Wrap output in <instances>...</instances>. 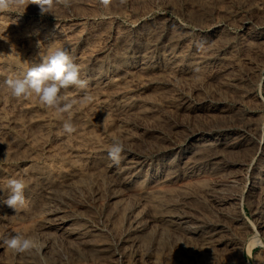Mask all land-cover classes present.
I'll return each instance as SVG.
<instances>
[{"label":"rangeland","instance_id":"rangeland-1","mask_svg":"<svg viewBox=\"0 0 264 264\" xmlns=\"http://www.w3.org/2000/svg\"><path fill=\"white\" fill-rule=\"evenodd\" d=\"M145 29L165 30V39L180 37L178 49L182 48L181 54L184 56L189 50L196 52V60L189 61L184 56V61L182 60L184 65L182 64L181 67L155 72L141 70L128 61L125 65L120 64L117 59L127 51L128 47H146V43L141 39V32ZM69 42L74 44L70 48L71 55L73 62L79 67L85 64L92 67L94 59L110 62L116 66L114 77L119 81L113 85L98 87L97 92H89L88 96L91 100L77 101L73 112L81 118L72 122L76 131L66 134L68 138L64 142L57 140L59 134H64L63 123L60 126L44 129L16 128L9 132L10 135H0L1 180L7 182L13 179L12 174L15 172L18 179L24 169L31 165L42 172H49L51 179L68 175L72 170H79L85 174L89 171L91 174L96 168L101 169L105 162H111L107 150L115 140H119L125 145L122 158L136 159L135 161L141 164L146 161L143 164L145 169L148 166H157V169L165 172L163 177L166 176L169 180V186L167 184L162 186L165 191L161 189L162 187L160 189L158 187L160 193L164 194L159 198L163 204L158 199L151 200L152 198L148 197L153 190H158L156 186L150 187L149 184L142 182L143 185L145 184L143 187L142 184L137 183L134 188L139 184L141 186L136 188L137 191L139 190L138 193L134 188L127 191L130 195L126 192L132 200L131 208L133 207L136 214L140 213L144 220L146 219L145 222L151 217H160L168 212L172 215L176 213L177 215L173 216L183 220L179 225H165L163 229L157 225L150 226L152 229L148 227L142 236L144 242L141 243L140 248L142 254L139 255L143 256H139L140 258L136 260L129 259L126 261L129 262L127 264H134L135 261V264L142 262L145 264L146 259L152 256L159 258L163 264H192L191 260V262L187 259L185 261V257L187 258L196 244L198 246L200 243H209L208 245L213 246L215 243L216 246L219 241L227 247L221 253L211 250L213 256L217 255L213 259L216 260L212 262L213 264H232L234 259L233 264L257 262L264 264L261 261H264L263 248L255 247L251 255L245 251V244L251 241L255 231L259 230L264 234L257 216L258 211L264 210V149L259 148V145L264 147V85L258 82L259 70L264 67V0H126L123 4L120 0H112L108 8H104L99 0H71L70 6L57 4L53 9V15L44 17L39 15L37 6L26 2L23 5L14 3L7 11L0 12V61L3 60L2 62L8 60L7 62H16L24 67L39 65L42 63L41 57L47 51L51 53L68 45ZM123 66L127 67L123 68ZM10 76L14 78L15 75L9 73L8 77ZM232 78L236 80L234 86L231 83L227 84ZM0 83L3 89L0 88V92H3V96L0 93L2 107H0V115L9 120L17 118L21 122H26L29 117L22 111L23 107L33 106L37 115L54 113L60 121L64 122L68 119L67 114L49 109L35 96L15 99L6 88V84ZM220 99L222 103H219ZM203 100L206 101L204 107L194 109ZM124 101L144 107V113L117 112L115 109L117 104ZM90 109L92 112L99 110L100 119L93 121L85 130L83 124L91 117ZM254 125L258 127L257 134L250 130ZM123 128L129 129L125 140L118 137ZM198 131L202 132L200 136L206 135L207 132H219L226 144L216 148L217 151L213 148H203L206 150L202 152L201 149L199 152L202 153L203 158L205 157L204 159L210 160L217 156L213 161L214 164L211 167L213 162L203 165L205 169H201L197 178L195 176L192 179L182 180L177 177L184 162L180 161L182 155L196 143L198 136L194 133ZM242 141L248 144L245 145ZM75 153L77 156L72 159ZM214 166L217 167L214 169ZM170 169L171 173L176 169L177 172L166 174ZM75 199L73 202L66 200L64 202L73 209L76 207L88 229L95 231V235L91 243L86 245L85 250L83 249L82 255L78 256L74 246L64 247L67 250L63 248L60 253L68 251L67 253H73L75 258L78 256L75 259L76 264H93V261L87 257L89 254L98 260V264H118L117 257L112 256V259L110 255L117 250L115 242L117 243L123 235L107 234V227L100 222L101 211L94 204L80 202V198ZM165 200L171 201L166 204ZM157 203L161 206L155 210L154 205ZM57 204L62 206L61 208L67 207L60 202ZM35 207L36 205L23 209L21 217L16 215V219L14 218L10 224H1L0 232L10 231L12 235L21 232L20 234L25 233L24 235L30 237L46 232V235L53 237L50 238L54 239L55 246H60L59 234L54 230L47 232L40 227L35 217L40 211V206ZM86 217L88 218L85 219ZM120 217L119 222L122 220ZM37 229L39 231L41 229V233ZM192 229H199L200 233L194 236L190 233ZM202 231H206V234ZM200 234L204 236L201 238ZM102 241L109 246V249L107 248L109 252L92 249L102 244ZM201 263L205 262L195 264Z\"/></svg>","mask_w":264,"mask_h":264},{"label":"bare ground","instance_id":"bare-ground-1","mask_svg":"<svg viewBox=\"0 0 264 264\" xmlns=\"http://www.w3.org/2000/svg\"><path fill=\"white\" fill-rule=\"evenodd\" d=\"M164 32H165V30H158V31H156V30L155 31H152L151 29H145V30H143L141 32V39H142V41H144L146 43V47L145 48H143V47L142 48H140V47H138V48L128 47L127 48V51L124 52L123 55L119 56L118 59H117V61L120 62V64L123 63L124 65L126 64L125 62H127V61L128 62H132L133 66L135 65V67H137V68H139L141 70L144 69V70H146L148 72L149 71L150 72H155V71H159V70L162 71V69H163V71H166V70H168V68H171V67H173V68L176 67V69L178 67H181L182 64L184 63V62L182 63V60L184 59V56L189 61H195L196 60V56H197L196 52L194 53V52H191L189 50V51L185 52V55L184 56H183V54H181L182 53L181 52L182 51V48L178 49V47H179V38L180 37L177 38L176 36H174L173 38L168 39V37H167V39H165L166 33H164ZM73 45H74L73 43H70L69 42L68 45H64V47H62V48L63 49H67L69 51V53L71 54V51L72 50H70V48ZM48 54H50V53H48V51H47V53L45 55H43L42 57L47 56ZM2 61L3 60L0 61V70H2L0 72V82H2L4 84H5V81L12 76L11 75L10 77H8V74L9 73H11V74L13 73L15 75L14 78L15 77H18V76H23L28 71V69L30 67L35 66V65L32 64V65H29V66H25L24 67L22 65L20 66L16 62H7L8 60L6 62H2ZM115 67L116 66L115 65H112L110 62H106V61L98 60V59H94V62L92 64V67H91V65H86V64L84 66H82V67H79L80 68V78L83 79V80L88 81V86L85 89H79V88L71 87V88H69L67 90L66 95H68L69 100L70 101L71 100H75L76 101V103L74 104L71 112L70 113H64V114H67L68 119L71 120V122H73V121H75V122L76 121H79L80 118H81V117L75 115L74 112H73L78 100L85 101L84 100V97L85 96H88V94H90L89 92H95L98 87L99 88H102V87H105V86L113 85V84H115V82L117 83L119 81L118 79H116L114 77V75H115V73L117 71L115 69ZM126 67L127 66H123V68H126ZM172 70H174V69H172ZM187 71H188V69H187ZM157 73H159V72H157ZM234 82H236V80H233V78H232V79H230L228 81L227 84L231 83L234 86V84H233ZM258 82L261 85H264V67L261 68V70H259V73H258ZM0 85H1V83H0ZM4 91H5V89H4ZM0 93H2V96H3V92H0ZM4 96H5V94H4ZM208 100H210V99H208ZM205 103H206V101L203 100V102H200L199 105L197 107H195L194 109H199L202 106L204 107V104ZM219 103H222V100L221 99L219 100ZM214 108H217V107H214ZM115 109L119 113H129L131 111H134V112H136L138 114L139 112H143L144 107L135 105V104H133V102L124 101V102H121V103L117 104V107ZM186 109L189 110L190 108H186ZM208 109H210V108H208ZM22 111L25 112L28 115V117H29L28 120H26V122H21L20 120H17L16 116H14V118H16V120L15 119L13 120L12 118H11V120H9L7 117H4V116L0 115V135H3V134L4 135H8L11 130L12 131L13 130H16V128H18V129L19 128L20 129H30V128L38 127V128H43L44 129V128H49V127H54V126H60V124L64 123L63 120L60 121L59 117L56 114H54V113H47L46 115H44V114L42 115V113H41L40 115H42V116H40L39 114L38 115L35 114L36 113V110H35L34 106L33 107H23V110ZM91 112H92V110H91ZM99 119H100L99 110H93V112L91 113V117L89 118V120L86 121L83 124V128L86 130L87 128H89L88 126H90L93 121H97ZM12 120H13V122H12ZM83 128H81V129H83ZM126 128H128V127H126ZM128 130H126V129L120 130L118 137H120L121 139L125 140V137L129 133ZM220 130H221V128H220ZM250 130H253L255 134L258 133V127L256 125L251 126L250 127ZM201 133L202 132H199V131L196 132V133H194V135L198 136V139L195 141L196 143L193 145V147L190 148L189 151H186L185 150L186 152L185 153L183 152L184 154L182 155L183 157L181 158V161L180 162H182V161H184V162L180 166L181 167V170L178 173L179 175H177V177L179 176L182 180L192 179V178H195V176L197 178V175L200 173L201 169L203 168V165H206L208 162L210 163V162L215 161L214 159H216L217 156H215V158H214V157H212L210 155L212 157L210 160L204 159L205 157L203 158V156L201 155L202 153L200 154V152H199L201 149H202V152L205 151L207 148H213V149H215V151H217L216 148H219V146H222L223 144H226L225 143L226 141L218 134L219 132H217V133H214V132L213 133L212 132H209L208 133L207 132L206 135L200 136ZM66 134L67 133H64V134H61V135L59 134L57 140L59 142L66 141V139L68 138V135H66ZM244 143H245V145H246V143L248 144V142H243V144ZM245 145H243V146H245ZM132 146H133V144H132ZM259 146H260L259 148H261V150L264 149L263 146L262 147H261V145H259ZM203 148H206V149L203 150ZM221 148H224V147H221ZM261 153H263V152H261ZM218 154H219V152H218ZM72 156H73L72 159H74L77 155L75 153ZM204 156H206V154ZM16 157H17V155H16ZM225 157H226V155H225ZM68 159H70V158H68ZM135 160L134 159L133 160H129V159L128 160H125V158H122L121 159V163L118 166L113 165L112 162H107V163L105 162L104 165L101 166L102 167L101 169H100V167L96 168L97 167L96 166L95 167L96 169L94 168L95 170H93V172L91 174H90L89 171L85 174L84 172L79 171V170H72V171H70V173L68 175H65V176H57L56 179L55 178L51 179L49 172H42V171H40V170L32 167V165L31 166H27L24 169L23 173L18 178L20 180H23L25 182V185H26V187L24 189L25 205L18 212H15L12 208H9L3 202L5 199H7V196L10 194V192H9V190L7 188V182L4 181V179L1 180V176H0V225L1 224H3V225L10 224L14 218L16 219V215H18L19 217H21V213L23 212V209L26 210V209H28L29 206L36 205V207H37L39 205L40 206V211H39L38 214L35 215V217L38 219L37 221L40 224V227L42 229L46 230L47 232L50 231V230H54V232H56L57 234H59L60 239H61L60 240L61 241V244H59L60 246H55L54 239H52L53 237L52 236H49V235H46V232L45 233H41L40 232L41 229L39 231L38 230L39 228H38L37 230L41 234H37V236H34V235L31 236L32 238H34L37 241V243H38V250H34L32 252L24 253V254H17L13 250L7 248V246L3 243V241L5 239L10 238L12 236V233L10 231L4 232V233L3 232H0V264H76L77 262H75V259L78 258L79 254L82 255L83 249L87 247L86 245L88 243H91L92 237L95 235V231L88 229V226H87L86 222L83 221L84 218L80 217V213L78 212V210L75 209L76 207H74V209H73L71 207V205L69 206L67 203L64 202V200H66L67 202H69V201L73 202L74 200H76L75 198H80L79 201L80 202L81 201H84V203H86V204L87 203L88 204H94L101 211L100 213L102 215V221H100V222L103 223L107 227V229H106L108 231L107 234H111V235H114V236H117L116 234L123 235V237L120 236V239L119 240L117 239L118 240L117 243L115 242V244L117 245V250L115 251V253H113V254L111 253L110 257L111 258H112V256L114 258L117 257L116 259L118 260V264H127L129 262L126 263V261L129 260V259L136 260L140 256L139 254H142V253H140L141 243L144 242L142 236L146 232V230L148 229V227H150V226L152 227L154 225L155 226L157 225L159 228L163 229V227H165V225L166 226L167 225H170V224L179 225V224L182 223L183 220L181 219L182 220L181 221L178 217L173 216V215H177L176 213L172 215L170 212H168L165 215L162 213L163 214L162 216H160L158 214L160 217H156V216L155 217H151L149 220L147 219L148 220L147 222H145L146 219L144 220V217L140 213H137V214L135 213V211L132 209L133 207L131 208V201L132 200L128 197V195H130V193L127 192L128 190L130 191V189L134 188V186L137 183L142 184V182L143 183H146V184H149L150 187L151 186L152 187L156 186L157 189H158V187L160 189V187L166 186V184L168 185V182H169V180L166 178V176H165V178L163 177L165 175L164 174L165 172H163L160 169H157L156 168L157 166L156 167L155 166H152V167L151 166H148V168L145 169V167L143 165L146 162L145 160H144L145 162L143 164H141V162H138V161H135ZM151 160H153V159H151ZM221 160H223V159H221ZM30 162H31V160H30ZM218 162H220V161H218ZM148 163H150V162H148ZM213 164H214V162L210 165V167ZM71 166H72V164H71ZM80 167L81 166H79V168ZM205 167H207V166H205ZM216 167L217 166H214L213 168L215 169ZM170 168H171V166H170ZM220 168H221V166H220ZM204 169L205 168H203V170ZM6 171H7V169H6ZM221 171H223V170L221 169ZM247 171H249V170H247ZM168 172L171 173V169H170V171H166V174H168ZM174 172H177V169ZM174 172L172 171L171 174H174ZM207 172H210V171L207 170ZM87 174H89V175H87ZM12 175H14V179H16V172L13 173ZM145 176L147 178H143ZM170 177H172V176L170 175ZM170 181H172V180H170ZM140 184L137 187H141ZM195 185H197V184H195ZM256 185H257V183H256ZM144 186H145V184L143 185V187ZM136 188H134V189H136ZM159 189L156 190V191L153 190V192L151 193V196L148 195L150 193V191H149V193L147 194L148 197L152 198L151 200H153V198H155L154 200H157V199L159 200V198H162L164 194H162L163 192L160 193L161 191H159ZM161 189L164 190L163 187ZM132 191H134V190H131V192ZM135 191L138 193L139 190L137 191V189H136ZM180 191H182V190H180ZM250 191H247V192H250ZM126 192L129 193V194L127 195ZM140 192H142V191H140ZM146 192H148V191H146ZM146 192H145V195H146ZM184 192H185V190H184ZM191 192H193V191H191ZM243 194H245V193H243ZM137 195H139V194H137ZM156 195H158V196H156ZM184 195H186V194L184 193ZM169 196L170 195H168V197ZM143 197H144V195H143ZM172 197L174 198V196H172ZM170 201H166L165 200V203L166 204H169ZM181 201H183V200H181ZM59 202H60V204H65L67 207L66 208H61L62 206L60 207L57 204ZM77 202H78V199H77ZM144 203H142V204H144ZM160 203L163 204L162 201H160ZM160 203H157V205H154L155 210L159 209V207L161 206ZM145 208H146V206H145ZM201 210H202V208H201ZM169 211H171L170 208H169ZM263 211L264 210L258 211L257 212V216L259 218L260 228L264 230V212ZM184 214H186V213H184ZM120 216L122 217L121 222H119V220H118ZM187 216H188V214H187ZM87 218L88 217H86L85 219H87ZM96 223H98V222L96 221ZM39 224H37V225H39ZM151 227H150V229H152ZM185 227H187V226H185ZM106 230H104V231H106ZM198 230L192 229L190 233L193 234L194 236H196V235H198L200 233V232H198ZM205 232H203V233L206 234ZM214 232H216V231H214ZM219 233H221V232H219ZM201 234H200V236H201ZM24 236L30 237V236H27V235H24ZM202 236H204V235H202ZM202 236H201V238H202ZM50 237H52V238H50ZM207 237H209V236L207 235ZM190 239H192V238H190ZM104 240H106V239H104ZM212 240H213V238H212ZM216 241H217V239H216ZM208 242H209V240H208ZM250 242L251 241H249V242H247L245 244V249H246L245 251H247V254L248 255H251V252L254 249ZM56 244L58 245V243H56ZM206 244L207 243H202V244L200 243V245H198V246L196 244L197 248L195 246L193 248L192 252L188 253L187 258L185 257V261L187 259V261L188 260L189 261L191 260L192 261V264H195L197 262L198 263L199 262H205L204 264H211L212 262L216 261V260L213 261V259L216 258V256H217L215 254H214L215 256H213L211 254V250L214 249V251H218V252L221 253V252H224V248L227 247L225 244H222L221 241H219L216 244V246H214L215 243H214L213 246L212 245H208L209 243L207 245ZM69 246H74L76 248L77 253H78V256L76 258L74 257L73 253L70 252L73 249L72 247H71L72 249H70V251H69L70 253H67L68 251H65V253H60L64 247H69ZM108 247L109 246L105 245V243L103 242L102 244L100 243L99 245H96L92 249H94V251L106 250V252H109L108 251V249H109ZM64 249L67 250L66 248H64ZM73 251H74V249H73ZM241 254H242V252H241ZM142 256L143 255H141L140 257H142ZM219 256L221 257L222 255H219ZM87 257H89L91 259V261H93V264H98L97 263L98 260H96L95 258H93L91 256V254H89V256H87ZM222 258H223V256H222ZM145 259L143 260L144 262H145ZM256 259H257V257H256ZM234 260H232V264H233V261ZM261 261L264 263L263 260H261ZM135 262H134V264H135ZM99 263H100V261H99ZM142 264H143V262H142ZM145 264H163V263H162V261L159 260V258L157 259V258H154V256H152V258L146 259ZM169 264H171V263H169Z\"/></svg>","mask_w":264,"mask_h":264},{"label":"clouds","instance_id":"clouds-1","mask_svg":"<svg viewBox=\"0 0 264 264\" xmlns=\"http://www.w3.org/2000/svg\"><path fill=\"white\" fill-rule=\"evenodd\" d=\"M26 2L29 5L37 6L41 17L53 15V9L57 4H62L65 7L71 4V0H0V12L7 11L14 3L23 5ZM120 2L123 4L126 3V0H120ZM99 3L104 8H108L112 4V0H99ZM39 43L38 41V47ZM5 84L14 98L28 99L35 96L42 105L55 109L57 113H70L76 101L69 100L66 95L67 90L71 87L85 89L88 86V81L80 78V68L73 62V56L69 51L58 48L42 57V63L30 67L23 76L8 78ZM84 100H91V97L85 96ZM75 131L76 128L71 120L64 121V133L72 134ZM124 151V145L119 140H115L111 144L107 154L113 165L118 166L121 163ZM25 187L23 180L13 178L7 181L10 194L3 202L15 212L25 205ZM3 243L17 254L38 250V243L34 238L26 237L20 233L5 239ZM250 243L253 248H264V234H261L259 230L255 231ZM249 259L251 260L250 256Z\"/></svg>","mask_w":264,"mask_h":264}]
</instances>
